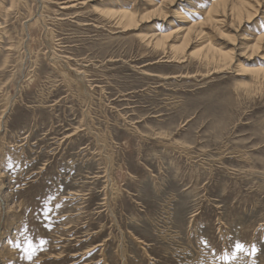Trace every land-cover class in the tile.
<instances>
[{
  "label": "rangeland",
  "instance_id": "obj_1",
  "mask_svg": "<svg viewBox=\"0 0 264 264\" xmlns=\"http://www.w3.org/2000/svg\"><path fill=\"white\" fill-rule=\"evenodd\" d=\"M240 1L0 0V264H264V0Z\"/></svg>",
  "mask_w": 264,
  "mask_h": 264
},
{
  "label": "bare ground",
  "instance_id": "obj_2",
  "mask_svg": "<svg viewBox=\"0 0 264 264\" xmlns=\"http://www.w3.org/2000/svg\"><path fill=\"white\" fill-rule=\"evenodd\" d=\"M169 1V0H168ZM191 1V0H190ZM167 2V1H166ZM173 2H174V0H173ZM173 2H171V4L173 3ZM234 3V2H233ZM42 4V3H41ZM63 4V3H62ZM65 4V3H64ZM67 4V3H66ZM245 4H246V2L245 1H243V0H241L240 2H238V5L237 6H235V7H232V13L233 12H236V13H238V17H240V19H242V16H243V12H244V9H245ZM220 5H217V6H215V7H213L212 9H211V11H212V15L211 16H209L208 17V19H213V18H215V21H216V24L219 22V20H216V18H217V16H215V15H218V12L219 11H217V9H218V7H219ZM234 8V9H233ZM211 11L209 12H207L208 14H210L211 13ZM223 15H225L227 12V10H226V7L225 8H223ZM249 11V10H248ZM163 12V11H162ZM156 13H161V11L159 10V9H157L156 10ZM214 13V14H213ZM221 13V12H220ZM155 14V13H154ZM152 15V14H151ZM157 14H155L154 16H156ZM249 15V14H248ZM120 16L124 19V20H126V21H128V22H131V21H133L134 20V15H132V13H130L129 11H125V10H123V11H121V14H120ZM209 20V21H210ZM120 21V20H119ZM211 22V21H210ZM212 25H213V23H212ZM218 25V24H217ZM214 26V25H213ZM194 29H195V27H192V28H190L189 30H188V32L190 33V35L193 33L192 32V30L194 31ZM192 32V33H191ZM188 33V34H189ZM159 41V40H158ZM161 44V43H160ZM177 48V47H176ZM219 55V54H218ZM221 57V58H220ZM220 57H219V59H226L227 57H230V55H220ZM220 61V60H219ZM222 61V60H221ZM63 62V61H62ZM2 132V131H1Z\"/></svg>",
  "mask_w": 264,
  "mask_h": 264
}]
</instances>
